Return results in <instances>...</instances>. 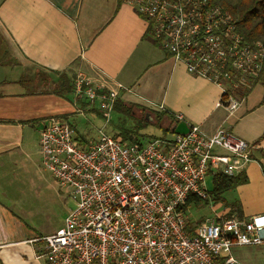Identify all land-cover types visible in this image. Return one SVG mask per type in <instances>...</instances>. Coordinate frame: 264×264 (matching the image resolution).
Segmentation results:
<instances>
[{"label": "built area", "instance_id": "obj_1", "mask_svg": "<svg viewBox=\"0 0 264 264\" xmlns=\"http://www.w3.org/2000/svg\"><path fill=\"white\" fill-rule=\"evenodd\" d=\"M121 2L146 20L170 57L222 89L220 106L230 112L240 106L233 93L258 78L264 45L247 41L229 11L209 0ZM74 84L110 123L118 91L82 74ZM251 150L226 129L209 136L197 125L146 144L102 133L83 147L71 124L52 117L41 131L40 154L60 187L76 196V208L59 231L35 241L47 264H240L223 251L264 243V219L233 213L190 224L188 202L210 198L209 175L237 177L253 160Z\"/></svg>", "mask_w": 264, "mask_h": 264}, {"label": "crops", "instance_id": "obj_2", "mask_svg": "<svg viewBox=\"0 0 264 264\" xmlns=\"http://www.w3.org/2000/svg\"><path fill=\"white\" fill-rule=\"evenodd\" d=\"M79 74L118 91L107 135L137 133L146 144L153 138L137 124L155 125V113L167 112L175 119L164 118L170 129L185 122L212 136L223 128L249 143L253 160L238 175L245 181L221 201L203 204L214 216L264 219V86L257 84L234 112L220 106L222 89L170 57L151 38L146 20L121 0H0V188L38 167L41 131L52 117L71 124L83 147L97 140L75 125L87 113L91 122L102 117L99 104L76 93L58 95L62 77ZM176 115L183 121L176 123ZM1 199L0 264H47L35 240L61 228H32ZM229 256L264 264V243L223 251Z\"/></svg>", "mask_w": 264, "mask_h": 264}, {"label": "rangeland", "instance_id": "obj_3", "mask_svg": "<svg viewBox=\"0 0 264 264\" xmlns=\"http://www.w3.org/2000/svg\"><path fill=\"white\" fill-rule=\"evenodd\" d=\"M75 79L76 77L72 80L75 81ZM237 91L233 94L240 98ZM129 118H126L128 122L125 128L131 123ZM90 120L88 113L85 116L77 117L75 127L79 129L80 133H86L97 139L102 133L112 134V123H106L103 117L97 118L93 122ZM113 121L114 124L117 123L114 118ZM142 130H144L145 136L151 138L174 137L171 132H165V128L157 124H148ZM36 159L38 162L36 169L34 168L27 175L21 173L20 179L17 178L9 183V186L1 185L0 197L1 200H5V204L13 206L14 211L32 228L47 231L56 230L64 226L65 218L76 208V196L71 193V190L60 187L52 173L43 165L42 157L38 158L37 156ZM212 181L213 177L209 175L206 178L208 191L212 190ZM188 213L194 222L206 218V216H214L205 204L200 208L191 205Z\"/></svg>", "mask_w": 264, "mask_h": 264}, {"label": "trees", "instance_id": "obj_4", "mask_svg": "<svg viewBox=\"0 0 264 264\" xmlns=\"http://www.w3.org/2000/svg\"><path fill=\"white\" fill-rule=\"evenodd\" d=\"M212 5L221 6L227 11H229L232 16L237 31L247 40V41H258L264 45V0H209ZM261 84L264 86V61L262 66V71L258 75V78L252 82L250 88H246L244 90L240 89L237 91L238 96L241 99H244L250 91L257 85ZM59 87L61 88L58 92V95L68 97L67 95H71L75 93V84L70 78L65 76L62 77ZM80 99L84 98V95L77 96ZM117 103H115V108ZM115 110V109H114ZM164 118H167L170 123H174L175 119L169 113H155V120L157 125H161V127L165 128V132H174L173 129H170V125L166 122H163ZM146 123V122H145ZM164 124V126H163ZM148 125V124H147ZM143 122L137 124V127L141 130L147 126ZM154 139V138H153ZM123 142L129 143H138L142 144L139 135L133 134L131 132H125L122 134ZM245 179L241 178V176L237 177H228L224 174H218L213 177V186L212 190L208 191L210 198L215 201H221L225 192L232 189L236 185L241 182H244ZM209 200V199H208ZM207 200V201H208ZM207 201H204L200 198H191L188 202V209L191 205L199 206ZM189 214V213H188ZM193 221L191 219L190 224Z\"/></svg>", "mask_w": 264, "mask_h": 264}, {"label": "water", "instance_id": "obj_5", "mask_svg": "<svg viewBox=\"0 0 264 264\" xmlns=\"http://www.w3.org/2000/svg\"><path fill=\"white\" fill-rule=\"evenodd\" d=\"M173 131L176 135H186L189 132V127L187 123L180 122Z\"/></svg>", "mask_w": 264, "mask_h": 264}]
</instances>
